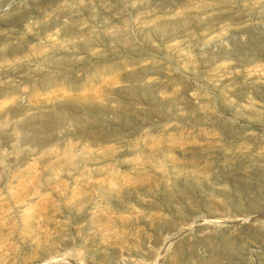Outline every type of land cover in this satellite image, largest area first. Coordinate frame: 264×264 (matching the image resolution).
I'll list each match as a JSON object with an SVG mask.
<instances>
[{"label": "rangeland", "instance_id": "1", "mask_svg": "<svg viewBox=\"0 0 264 264\" xmlns=\"http://www.w3.org/2000/svg\"><path fill=\"white\" fill-rule=\"evenodd\" d=\"M0 264H264V0H0Z\"/></svg>", "mask_w": 264, "mask_h": 264}]
</instances>
